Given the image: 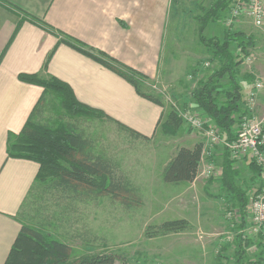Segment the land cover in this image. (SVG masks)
I'll list each match as a JSON object with an SVG mask.
<instances>
[{
	"label": "rangeland",
	"instance_id": "1",
	"mask_svg": "<svg viewBox=\"0 0 264 264\" xmlns=\"http://www.w3.org/2000/svg\"><path fill=\"white\" fill-rule=\"evenodd\" d=\"M216 1L177 2L181 16L179 23L174 24L172 45L171 36L165 44L161 75L156 80L147 75L149 78L144 79L142 87L146 94L161 96L166 106V119H157L152 132L144 133L122 122L127 119L114 117L118 113L124 116L116 107L109 109L112 117L99 111L74 113L66 108L57 92L45 94L40 121L76 125L91 140L92 153L106 158L115 175L126 178L141 199L138 204L126 205L111 196L76 197L64 195L55 188H36L24 205V222L70 244L74 258L113 253L131 264H264V243L255 230L247 205L240 207L232 187L227 191L222 180L224 159L212 158L213 148L220 145L209 142L204 128H196L182 117V112L206 117L189 97L199 79L213 73L218 64L212 49L199 40V26L204 16L196 17L210 10ZM227 9H223L221 18L208 24L204 34L221 37L224 30L232 29L245 31L254 40L246 56L235 66V78L242 87L245 103L253 83L257 79L264 83V26L258 27L248 16L238 18L234 24ZM223 15L228 16L224 18H229V22H223ZM228 23H233L232 28ZM231 47L237 55L243 53L236 43ZM224 79L227 81L228 76ZM262 94L253 111H248L257 118L264 116V89ZM170 96L178 103H185L183 108L171 107L166 100ZM171 111L182 120L168 119ZM206 118L208 125L213 124ZM166 120L169 121L167 128L163 125ZM200 140H204L206 150L197 178L193 182H165L164 167L176 150ZM208 163L214 165L211 175L203 173ZM260 181L261 177L252 178L246 163L237 183L248 193L247 204ZM228 211L235 213L228 217ZM172 221L179 223L170 224ZM115 264H122L121 260Z\"/></svg>",
	"mask_w": 264,
	"mask_h": 264
},
{
	"label": "crops",
	"instance_id": "2",
	"mask_svg": "<svg viewBox=\"0 0 264 264\" xmlns=\"http://www.w3.org/2000/svg\"><path fill=\"white\" fill-rule=\"evenodd\" d=\"M177 2L0 0V264H5L26 224L24 205L35 193L33 185L40 169L34 160L8 156L10 136L22 130L44 94L43 86L23 81L19 74L56 76L68 82L82 103L110 117V110L116 107L124 116L118 113L114 117L150 133L157 119H166V106L140 95L125 78L59 41L64 34L73 36L156 80L162 72L168 37L171 45L175 39L174 24L181 16ZM189 99L193 103L192 94ZM199 142L205 148L204 140ZM196 143L183 146L193 148ZM227 151L216 146L212 158L223 159ZM235 159L237 167L249 161L245 156Z\"/></svg>",
	"mask_w": 264,
	"mask_h": 264
},
{
	"label": "trees",
	"instance_id": "3",
	"mask_svg": "<svg viewBox=\"0 0 264 264\" xmlns=\"http://www.w3.org/2000/svg\"><path fill=\"white\" fill-rule=\"evenodd\" d=\"M229 5L230 0H218L209 8L210 10L196 16L197 19L204 16L199 26V40L208 49H212L214 59L218 61V64L213 69V73L199 79L192 96L193 104L218 125L227 139H233L237 135L242 116L248 112L243 102L242 87L235 78L237 74L235 66L246 56L248 47L253 44L254 40L244 31L232 29L224 30L221 37H207L204 34L208 24L221 18L223 9L229 8ZM59 42L70 45L113 70L129 81L140 95L157 104H163L161 96L146 94L142 91L144 79L149 78L146 74L73 36L64 34ZM232 43H236L243 53L237 55L231 47ZM226 75L228 76L227 81L224 79ZM19 78L44 87V94L32 115L14 139L10 136L8 143V156L34 160L40 164L33 189L41 186L48 189L55 188L64 195L111 196L126 205L132 202L138 204L141 200L140 195L126 178L115 175L112 164L106 158L92 153L91 140L83 131L78 130L76 125L70 122L52 125L36 119L44 109L45 94L49 91L60 94L66 108L74 113L82 111L103 113V111L82 103L77 99L68 82L56 76L44 77L37 73H20ZM174 118L182 120L177 117L176 113L169 112L168 119ZM163 125L166 128L169 127V121L166 120ZM171 130L174 132L175 128L172 129L171 126ZM203 148L202 142L196 143L193 148L186 146L178 148L176 154L164 167V181L169 183L193 182L199 172ZM223 159L222 180L224 185L227 191L228 187L234 189L236 200L238 199L240 207H244L247 205L248 193L237 183L243 166H236L237 161L231 157L229 151L225 153ZM247 166L252 172L253 179L260 177L261 169L254 160L249 159ZM99 179L102 181L100 182ZM171 223L178 224L179 222L172 221ZM118 260H121L122 264H131L113 253L87 254L74 258L70 244L50 237L37 227L24 224L5 264H115Z\"/></svg>",
	"mask_w": 264,
	"mask_h": 264
},
{
	"label": "built area",
	"instance_id": "4",
	"mask_svg": "<svg viewBox=\"0 0 264 264\" xmlns=\"http://www.w3.org/2000/svg\"><path fill=\"white\" fill-rule=\"evenodd\" d=\"M227 11L229 15H226L230 17V22L234 24L239 21L238 18L248 16L258 27L264 26V0H230L229 9ZM225 16L223 15L222 17L223 22H229V18H224ZM231 24L228 23L230 28H232ZM263 89V81L257 79L245 98V105L248 111H253L254 107L257 105L256 100L263 93ZM166 100L170 101L171 106L176 110L177 108L179 109V107L180 109L183 108L172 96L168 97ZM181 111L182 110H180V112ZM250 112L249 114L247 112L243 118H241L237 135L233 139H227L223 136L221 129L217 125L214 123L208 125L207 118L197 115L195 112H182V117L190 125L196 128H204L209 142L217 143L228 149L232 158L245 156L247 159L254 160L260 167L261 181L259 182L258 188L249 196L247 208L251 215L252 222L254 223L255 230L261 235V241L264 243V116L257 118L255 115L250 114ZM206 123L207 126H205ZM205 150L204 148L203 161ZM204 171L206 175H211L214 171V165L208 163L203 173ZM235 211H228V217H231Z\"/></svg>",
	"mask_w": 264,
	"mask_h": 264
}]
</instances>
